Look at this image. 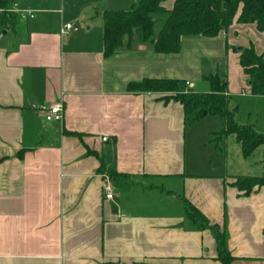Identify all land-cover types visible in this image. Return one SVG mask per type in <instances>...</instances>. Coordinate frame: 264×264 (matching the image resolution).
I'll return each mask as SVG.
<instances>
[{
	"label": "crops",
	"instance_id": "crops-1",
	"mask_svg": "<svg viewBox=\"0 0 264 264\" xmlns=\"http://www.w3.org/2000/svg\"><path fill=\"white\" fill-rule=\"evenodd\" d=\"M12 3L17 25L0 24V264H221L224 232L235 264H264V188L234 187L238 175L214 160L209 116L188 127L184 107L163 100L169 94L128 90L181 81L209 94L205 77L218 74L229 97L250 91L234 26L217 39L185 38L176 55L139 47L107 58L104 20L93 23L104 5ZM235 24L238 36L258 32ZM257 40L239 47L263 55ZM57 104L64 120L49 124L43 111ZM183 199L208 230L190 227Z\"/></svg>",
	"mask_w": 264,
	"mask_h": 264
},
{
	"label": "trees",
	"instance_id": "trees-1",
	"mask_svg": "<svg viewBox=\"0 0 264 264\" xmlns=\"http://www.w3.org/2000/svg\"><path fill=\"white\" fill-rule=\"evenodd\" d=\"M173 3L171 8L166 5ZM10 0H0V24L15 28L18 15L10 13ZM238 14H240L238 16ZM238 18L240 25H255L264 33V0H135L131 11L104 14L105 56L113 57L123 51L139 47L152 48L159 55H176L182 50L185 38L217 39L230 30ZM240 65L249 79L250 95L264 97V54L259 55L251 45L240 53ZM205 81L211 86L209 94L187 92L181 81H151L129 86L133 93L169 94L163 100L184 107L185 121L193 127L207 116L220 117L225 128L213 135L212 143L224 151L226 143L234 136L241 146L244 159L251 158L264 146V136L253 127L235 121L236 109L230 106L228 83L218 74H208ZM111 177H116L111 173ZM234 187L245 195L264 188V179L235 177ZM190 227L198 231L210 228L209 220L190 202L183 199ZM218 257L221 264H235L230 253L226 232L218 235Z\"/></svg>",
	"mask_w": 264,
	"mask_h": 264
},
{
	"label": "rangeland",
	"instance_id": "rangeland-1",
	"mask_svg": "<svg viewBox=\"0 0 264 264\" xmlns=\"http://www.w3.org/2000/svg\"><path fill=\"white\" fill-rule=\"evenodd\" d=\"M29 0H16L17 4L20 5V2H23V5H28ZM54 1V0H53ZM98 2V5L105 6V10L110 12H128L131 11L135 0H95ZM173 3H169L166 6L168 8L172 7ZM9 7L13 8L12 0H10ZM102 8V7H101ZM240 14H238L239 16ZM103 22V19L100 17H95L93 23L98 25ZM237 31V35L233 31L230 35L235 48H233V52L238 53L239 44L242 42H246L247 40H253L258 38L257 44L258 47L264 48V38L259 36L260 34L252 28H245L243 32H241L238 36V29L236 30L237 24L233 25ZM238 44V46H237ZM210 70L209 67H206L204 73ZM247 90V89H246ZM231 108L233 106L234 109L237 110L235 112V121L242 126L253 127L259 134L264 136V97H254L250 95V91H246L244 93L236 95H232L230 97ZM209 116L205 120L202 125H206L209 123V128L211 129L209 132H213L215 134L221 133L225 128V121L220 117ZM200 126H196L195 129H200ZM213 130V131H212ZM200 131V130H198ZM214 135V134H213ZM213 135L209 137V144L211 146L216 147L214 143H212ZM226 143L225 150H215V154L217 156L214 158L216 163L223 162L225 166L229 167V172H233V174H237L238 177H251V178H259L264 179V146L260 148L256 153L249 159H244L241 154V147L237 144L234 136H231ZM228 146V151H227ZM227 154V155H226ZM235 185V184H234Z\"/></svg>",
	"mask_w": 264,
	"mask_h": 264
},
{
	"label": "built area",
	"instance_id": "built-area-1",
	"mask_svg": "<svg viewBox=\"0 0 264 264\" xmlns=\"http://www.w3.org/2000/svg\"><path fill=\"white\" fill-rule=\"evenodd\" d=\"M29 16L30 18H34V15L32 12H28L24 14V17ZM72 25H68L66 27L65 33L68 31L72 30ZM44 115H45V120L49 124H61L64 120V109L63 105L57 104V105H52L50 107H47L44 109ZM106 142L107 139H104ZM104 193L106 194V200L107 201H113L114 200V193H113V187L111 184V181L109 178H104Z\"/></svg>",
	"mask_w": 264,
	"mask_h": 264
},
{
	"label": "water",
	"instance_id": "water-1",
	"mask_svg": "<svg viewBox=\"0 0 264 264\" xmlns=\"http://www.w3.org/2000/svg\"><path fill=\"white\" fill-rule=\"evenodd\" d=\"M222 1H227V0H222ZM242 50H243V49H242V48H240V49H238V52H239V53H241V52H242ZM208 72H209V71H208ZM208 72H207V73H208Z\"/></svg>",
	"mask_w": 264,
	"mask_h": 264
}]
</instances>
